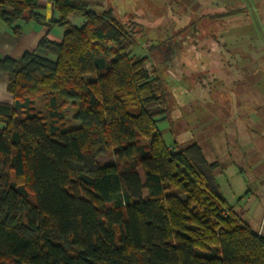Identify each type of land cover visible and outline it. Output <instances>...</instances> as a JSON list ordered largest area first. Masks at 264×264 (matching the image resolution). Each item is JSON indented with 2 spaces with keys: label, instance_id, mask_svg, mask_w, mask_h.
<instances>
[{
  "label": "trees",
  "instance_id": "trees-1",
  "mask_svg": "<svg viewBox=\"0 0 264 264\" xmlns=\"http://www.w3.org/2000/svg\"><path fill=\"white\" fill-rule=\"evenodd\" d=\"M40 1L0 0V20L21 35V21L44 20ZM46 1L63 39L0 55L14 97L0 102V264H264V236L225 198L220 163L158 128L168 44L137 56L139 31L112 8Z\"/></svg>",
  "mask_w": 264,
  "mask_h": 264
},
{
  "label": "rangeland",
  "instance_id": "rangeland-1",
  "mask_svg": "<svg viewBox=\"0 0 264 264\" xmlns=\"http://www.w3.org/2000/svg\"><path fill=\"white\" fill-rule=\"evenodd\" d=\"M86 2L88 9L98 12L112 8L121 22L134 25V29L139 31L136 35V45L133 47L137 56L148 55V48L153 45L168 44V49L156 51L159 59L169 64L165 80L172 92L168 116L159 122L158 128L168 144L174 141L179 147L194 142L201 144L207 159L220 163L216 169V177L229 203L235 206L241 219L248 222L253 230L258 232L260 226L264 229V195L261 184L247 166V173L241 177L237 176L236 168L231 163L233 161L228 157L229 146L235 145L236 141L235 127L233 129L231 126L229 115L233 103L228 101L227 91L221 90L210 79L207 80L208 83H203L210 70L203 71L202 63L209 67L211 58L225 56L218 52L213 53L227 46L224 37L227 24L224 15L219 13V16H211L215 10L211 9L210 0ZM222 11H225V8H222ZM72 20L79 25L83 17L72 15ZM197 87L202 89L200 94L210 93V96L195 98ZM216 96L219 98L216 99L215 106L212 102ZM68 111L71 119L73 107L69 106ZM213 115L214 119L211 117ZM209 120L216 124L206 128L204 123ZM70 124L76 125L75 122ZM0 126L3 124L0 123ZM199 130L202 131L201 134L197 133ZM99 160L109 163L113 158L110 155H101ZM241 208H244L245 213H240Z\"/></svg>",
  "mask_w": 264,
  "mask_h": 264
},
{
  "label": "crops",
  "instance_id": "crops-1",
  "mask_svg": "<svg viewBox=\"0 0 264 264\" xmlns=\"http://www.w3.org/2000/svg\"><path fill=\"white\" fill-rule=\"evenodd\" d=\"M210 7L216 11H212L211 16H219L221 13L226 19L224 37L227 46L213 52L225 54L224 57L218 55L217 58H211L209 67L202 63L203 71L210 70L203 83H208L210 79L221 90L227 91L228 101L233 103L229 114L230 123L236 132L235 145L229 146L228 157L233 161L231 163L236 168L237 176L241 177L247 173L245 166L254 173V178L261 184L264 195V0H210ZM222 8H225V11H222ZM37 12L44 20L21 21V35L14 34L12 29L0 20L1 56L19 58L25 52L35 50L45 36L55 41L63 39V29L51 22L59 18L52 4L46 0L40 1ZM70 20L76 24L72 16ZM82 24L83 20L79 25ZM238 26L243 28L239 29ZM7 87L8 74L0 72V102L13 103L14 97ZM200 91L202 92V89L197 87L195 98L210 96V93L203 95ZM218 98L216 96L215 100L212 99L214 105ZM211 117L215 118L214 115ZM204 124L208 128L216 122L211 123L209 120ZM197 133L201 134L202 131ZM232 206L235 209V206ZM240 213H245L244 208H241ZM257 233L264 236V229L260 226Z\"/></svg>",
  "mask_w": 264,
  "mask_h": 264
}]
</instances>
